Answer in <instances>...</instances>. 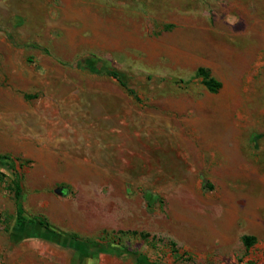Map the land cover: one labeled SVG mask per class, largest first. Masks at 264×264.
<instances>
[{"label":"rangeland","instance_id":"1","mask_svg":"<svg viewBox=\"0 0 264 264\" xmlns=\"http://www.w3.org/2000/svg\"><path fill=\"white\" fill-rule=\"evenodd\" d=\"M0 154V264H264V0H0Z\"/></svg>","mask_w":264,"mask_h":264},{"label":"trees","instance_id":"2","mask_svg":"<svg viewBox=\"0 0 264 264\" xmlns=\"http://www.w3.org/2000/svg\"><path fill=\"white\" fill-rule=\"evenodd\" d=\"M104 72L108 75H111L115 78H117L123 86H126L128 91L136 96V91L133 88H129L127 83L123 80L122 74L119 71L106 68L104 69ZM196 74L202 79L203 84L211 91H218L221 86L222 82L217 79L211 72V70L208 67L205 66H200L197 69ZM0 166L3 167L4 169H7L10 171L14 178L11 181L10 188L14 192V197H15V202L17 204V219L16 223L17 225L21 226L23 224L29 223V224H36L40 223V221L35 218L28 216L23 213V210L21 208V201H22V196H23V188H22V183H21V175L20 173L16 170V165H15V160L14 158L9 155V154H0ZM145 199L148 202L150 206H153L158 199H160V196L151 192V191H146L144 193ZM136 233V231H133ZM76 238L78 237L77 235H74ZM141 236L143 238H148L150 236V233H141ZM255 240V237L246 235L243 237V241L245 242L246 245H251Z\"/></svg>","mask_w":264,"mask_h":264}]
</instances>
